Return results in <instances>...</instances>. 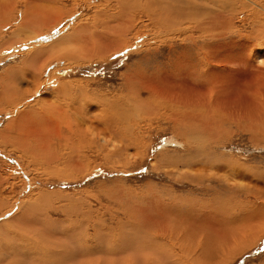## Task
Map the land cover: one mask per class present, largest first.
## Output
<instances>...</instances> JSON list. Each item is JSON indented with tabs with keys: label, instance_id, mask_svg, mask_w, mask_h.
Here are the masks:
<instances>
[{
	"label": "bare ground",
	"instance_id": "bare-ground-1",
	"mask_svg": "<svg viewBox=\"0 0 264 264\" xmlns=\"http://www.w3.org/2000/svg\"><path fill=\"white\" fill-rule=\"evenodd\" d=\"M38 1H43L45 4L41 3L40 6L31 5L26 7L21 16V29L18 28V32H15L14 35H22V32L34 33L37 31L40 32H37L35 35H41L42 28L49 29L54 24L59 23L64 17H70L73 12L76 13L74 9L65 12L66 14H64L63 11L59 13L60 11L57 7L60 6H56L59 0ZM244 1L245 0L235 5L238 2L237 0H103L104 9L102 8L103 10H101L100 8V13L98 12V15L95 16V20L96 18L101 19H99V23L95 30L89 31V25L80 24V18V20L74 24L75 28L73 27L74 29L72 28L73 30L71 29L72 31L66 34L67 36L51 44H44L41 47L42 49L38 47V50H34L33 54L31 53L27 59L21 62L19 66L20 69L24 70L27 69L26 67L29 65H35V63L40 61L43 57L46 61L42 64L48 63V61L53 60L57 56L69 55L68 53L72 47L84 54L86 51L87 55L92 58L94 55L105 58L108 54L110 56L127 47L131 48L137 44H141L142 42L140 43V41L143 39L139 40L142 37L139 33L148 25L152 26L153 32L159 30V32H162L164 35H175L173 37L164 36L163 39L164 44L165 42L168 43L169 50H172L173 56L168 57V61L158 64L156 69L152 71L143 70L138 65L139 67H137V69L139 70L134 69L132 73L126 76L129 90L127 95L116 98L112 96L113 99L105 98L100 103L102 105L101 107L96 108V105H92L94 104L92 103L94 100H91L92 104H86L89 100L85 103L84 101L80 103L82 100H76L72 96L74 93L71 92L73 94L70 97L71 99L73 97L74 101V103L71 102V105L74 104L72 106H74L73 109L77 116L72 115L73 117H68L65 113V118H68L64 119V125L56 121L52 115H46V113L44 114L43 112L41 113L42 115H38L36 120H32L37 116H33V118L30 117V119V113L25 110L26 113L18 114L14 119L9 121L10 123L9 125L7 124L6 130L1 134L7 140V143L8 140L13 138L14 140H12L14 143H19L20 147H24L28 153L30 152L32 157L41 156L42 158H46V161L49 160L54 162L55 165L57 163H62L71 165L72 168L73 166H77L79 160L85 157H83L85 152L86 154H98L102 149L101 147H110L108 154L114 153L120 155V153H125L129 148L138 147L140 143L142 144L140 135L142 134L143 127L140 120L143 119V116L141 117L140 113L143 111V113L146 112L145 114H149V117L147 116L149 119L167 120L173 123L176 134L166 143L183 147V151L180 152V157L178 159L171 157L172 161H170V163L173 165L172 167H174V169L178 168V170L175 171L176 173L179 174L181 172L180 174H183L182 170L184 171L185 168H191L190 171H192L197 166L198 168L195 169L197 172L212 168L216 169L214 166L215 162L211 161L204 151V146L209 145L211 149H216L220 146V138L219 135L216 134V130L213 129L214 126L230 123L236 124V126L239 127L242 126V123H249V125L246 124L249 128L254 120H260V122L264 120V67H258L256 69V66H258L257 62L264 65V25L257 24L261 22L260 20H263V17H261L262 15H258L259 12L257 10H254L252 0V6L248 4L247 1ZM14 4L12 0H0V20H4L6 22L5 25L12 20V13L15 10ZM255 4L260 6L258 3ZM245 5L247 7H245ZM62 8H60V10ZM243 8H250V14H244L242 12V14L238 15V11ZM89 12L91 13L90 10ZM89 12L87 11V13ZM249 15L253 20L254 17H257L259 21H257V23H255L256 21L253 22V27H250L251 31L249 32L245 31L244 27L238 29L239 25L236 24L235 19L239 18V21L243 23V20L251 19ZM137 23L141 25L142 28L141 26L139 27ZM255 25L258 29H255L257 28ZM230 29L234 30V32L228 35ZM133 32L137 34L136 37L134 36V40H132L133 37H130L131 40L123 39V34L127 35ZM157 36L158 35H156V37ZM174 38L181 39L180 43L177 45L173 44ZM18 40L21 39L17 38V41ZM14 41L16 42V40ZM158 43L161 44V42ZM72 51L73 50H71V53ZM30 68L31 67H29V69ZM13 69L15 68H12V70ZM37 76L39 77V75ZM4 78L0 76V86H2L4 92H6L10 88L4 87L5 84L3 83L6 82ZM30 78L28 80H30ZM18 80H16V83ZM10 82L12 83V81ZM66 83L67 82H65V84L62 83L63 86H61V88L59 87L61 89L59 90L62 93H68L69 96V92H66L67 88H69V84L67 83L68 85H66ZM74 86L78 87V85ZM16 88L17 86L15 89ZM35 89L36 92L32 90L33 94L34 92L38 94L39 88ZM81 89H84V87H81ZM13 91L14 89L12 92L10 91L12 96L14 94ZM143 93L147 94V100L141 96ZM29 95H32V92H30ZM109 95L111 96V94ZM19 97H21V95ZM33 97L36 98L37 96L34 95ZM57 98H59V96H57ZM85 98L82 97L81 99ZM14 99H16L15 96ZM42 101L43 100H41V102ZM98 102H100V100ZM146 102L147 104H144ZM2 103L5 102L3 101ZM68 105L70 106V103H68ZM7 106H9V104ZM39 106H37L38 109ZM35 109L33 108V110ZM20 112L22 111L20 110ZM31 113H34V111H31ZM37 113L39 112L36 110V114ZM47 113H50V111ZM67 115L69 114L67 113ZM12 133L14 137L11 136ZM178 136L182 137L184 141L180 140ZM99 142L101 144H98ZM16 143L14 145H16ZM93 145L96 146L93 147ZM87 146H89V148ZM90 146H92V148ZM167 147L166 145L162 149H168ZM106 150L108 149L106 148ZM161 151L163 152V150ZM91 154L89 157H91ZM125 158L126 157H124V159ZM36 159L39 160L38 158ZM46 161L44 162L46 163ZM106 161H108V159ZM80 166L82 165L80 164ZM68 167L66 166L65 168L68 169ZM53 168L55 169V167ZM217 168L220 172L221 168L218 166ZM50 169L48 168V170ZM226 170H224V172ZM232 170L233 169L228 170L229 172L224 174L225 179L218 177L219 175L217 176L216 173L197 174V172V177L190 179L188 178L189 176H186L188 172H185L186 181L180 180L179 183L182 184V186L191 188L194 195L187 196L175 194L172 196L170 195V197L152 199L151 202L148 203V206L140 213L138 219L139 224L128 220L119 223L116 227L120 226L122 229L121 231L126 230L124 228L125 226H131V228L132 226H137L135 229H138L139 232L137 237L139 242L138 248L134 249L132 243L124 242L128 237L123 239L121 245L118 244L119 246L115 247L117 246L118 238L105 239L103 236V239H100L99 233L104 232L102 231L103 228L93 225L94 230L92 234L90 233L91 236L87 234L84 242L81 241L80 243H76L73 248L77 246V249L74 248L71 251H64V256L68 255V261L70 260L73 264H225L235 253L237 255L251 245H254L258 238L264 233V201L255 205L251 204V202L245 204L242 201L236 202V199L234 200L232 198H227L220 202L216 199L218 196L216 187L222 186L219 182H222L221 180L230 181L235 179V177H232L235 174ZM74 173H76V170ZM1 175L0 173V181ZM66 175L65 177H68ZM7 176L8 175H6V177ZM153 187L155 186H152V190L154 189ZM225 187L227 188V186ZM244 187H246V185ZM211 195H213V197L210 199L208 196ZM234 197L236 198V196ZM2 202H4L5 205L3 199ZM29 204L30 203H28V205ZM135 204L137 203L135 202ZM35 205L36 204H34V206ZM2 207H0V209H2ZM243 210H245L244 213L238 212H243ZM33 211L36 210L33 209ZM38 212H40V209ZM126 212L128 211L126 210ZM35 214L36 212L33 215ZM33 215L32 218H35L33 222H36V220H38L36 219L37 214L36 217ZM21 216L22 215L18 216V214H14L9 220L18 219L19 221H13V223L17 222L20 224V220L23 221V219H25H20ZM49 216L50 215H48V218ZM24 217H26V215ZM45 217L47 218V215ZM90 217H93V215ZM28 219L30 220V218ZM23 222L25 224V221ZM23 222L21 224H23ZM33 222L32 225L29 223V225H25V227L34 226ZM15 223L14 225L16 227ZM49 224H51V221H49ZM70 225L68 227H70ZM75 225L76 224H74V226ZM84 225L82 223V228ZM21 227L23 228L22 225ZM21 227L18 228L21 229ZM14 229L15 228L12 230ZM27 230L26 234H24V230L23 233L15 234L19 237L18 239H20V245H18V247L13 244H11L13 245V247H11L9 244L10 242H8L9 248L0 249V264H11L13 262H15L14 264H47L49 261L51 264H58V240H68L70 237L69 235H72L68 234V232L72 233V231H54L51 229L47 231L40 228L35 229V226L30 229L32 230L30 234L28 233L29 230ZM60 230H62V227ZM80 231L78 232L80 233ZM10 232L12 231L10 230ZM78 232H76V234H78ZM8 234L9 233H7V235ZM7 235H4V237ZM75 237L76 235L74 237L72 236V238ZM11 238L9 237V239ZM89 238H91V243L88 242ZM94 238H99L100 240L93 241ZM1 244L0 242V245ZM1 248H3V246ZM75 251H77L78 254H76ZM61 255L62 253L60 256ZM7 256H14V259L6 262ZM62 264L67 263L64 262Z\"/></svg>",
	"mask_w": 264,
	"mask_h": 264
},
{
	"label": "rangeland",
	"instance_id": "rangeland-1",
	"mask_svg": "<svg viewBox=\"0 0 264 264\" xmlns=\"http://www.w3.org/2000/svg\"><path fill=\"white\" fill-rule=\"evenodd\" d=\"M12 1H14L15 3L14 4L15 10L12 13L11 22L5 25L6 22L4 20H0V76H2L3 78L5 77L4 81L6 82L3 83L5 84L4 87L10 88L6 92H4V89L2 88V86H0V101L2 100L0 102V138H1L0 139V171H1L0 173L2 174L0 181V207L3 206L2 209H0V229H1L0 232H3L0 233L1 234L0 242L2 243L0 245V249L9 248V244L11 247H13V245L18 247V245H20V239H18L19 237H17L15 234L23 233V230H24V234H26L27 229L29 230L28 233L30 234L31 231L33 230L30 229L34 228V226L35 229L40 228L42 230H47V231L50 229L54 231L71 230L72 233L68 232V234H72V235H69L70 237L68 238V240L65 239H63L62 241L58 240V251H59L58 264H62L64 262H66L67 264H73L72 262H70V260L68 261L69 259L68 255L64 256V251H68V250L71 251L74 248L77 249V246L74 248L73 246H75L76 243H80L81 241L84 242V239L86 238L87 234L91 236L94 230L93 225H97L98 227L103 228L102 231L104 232L99 233L100 239H103L102 238L103 236L105 239L118 238L117 246H115L118 247L119 245H121V242H123V239H126L128 237L127 240L124 242L132 243V246L134 247V249H136L138 248L139 245L137 239L139 232L138 229H135L137 226L136 227L132 226V228L131 226L129 227L125 226L124 227L126 229V230L124 229L125 231H121L122 230L121 227L120 226L116 227V226L119 223H122L124 221L126 222L127 220L139 224L138 219L140 217V213L148 206V203L151 202L152 199H158L159 197H170V195L172 196L175 194H183L187 196L194 195L193 190L191 188L182 186V184L179 183L180 180L186 181L185 172H188L186 176L187 177L189 176L188 178L190 179L197 177L196 175L199 173L202 174L216 173L217 176L219 175L218 177L224 178V174H226V172H229L228 170L233 169L232 172H234L235 174L233 173L234 176L232 177H235V179L230 181L221 180L222 182H219V184H222V186L216 187L218 194L217 197L215 195L216 199L220 202L226 200L227 198H232L234 200L236 199V202L242 201L244 204L251 202V204H255V205L260 204L262 201H264V120H261V122L260 120H254V122L251 123V126L249 128L246 125V124L249 125V123H242L241 124L242 126L239 127H237L236 124H230V123L220 124V126H216V127L214 126L213 129L216 130L217 132L216 134H218L220 138V143H219L220 146H218L216 149L215 148L211 149L209 145L204 146L205 148L204 151L205 153H207L209 159L215 162L214 166L216 167L217 171L215 168H212L197 172V170H195L198 168L197 166L192 171H190L191 168H185L189 170H185V169L184 171L182 170L183 174H180L181 173L180 172L179 173L180 175L175 172L176 170H178V168L174 169L170 161H172L171 157L176 159L180 157V152L183 151L182 149L183 147H181L180 145H173L171 143L169 144L166 143L168 140H170V138L174 134H176V129H174L173 123L167 120H158L152 118L149 119L148 118L149 114L147 113L148 114L147 115L145 114L146 112L143 113V111L140 113L141 117L143 116L142 118L143 119L145 118L144 119L145 121L143 119L140 120V122L142 123L141 125L143 127L142 134L140 135V138L142 139L141 140L142 144L140 143L141 145L139 144L138 147L129 148V150H127L125 153L122 152L123 154L120 153V155L113 153L115 156L111 153H110L111 155L108 154L110 151V147L109 148L101 147L102 149L99 151L100 153L98 152V154H91V153L86 154L85 152L83 157L85 156L87 159L85 157L84 158L82 157L83 159L79 160L78 165L73 166L72 168L71 165H66L62 163H57L55 165L54 162L49 160L46 161V158L44 157L42 158L41 156L32 157L30 152L28 153V151H26L24 147L22 146H21L22 148L20 147L19 143L15 142L16 145H14L15 144L13 141L14 139L11 137H10L11 139L8 140L7 143V140L3 137L1 133L4 130H6V126H8L10 123L9 121L14 119L18 114L20 115L22 113L28 112L30 113L29 118L30 117L33 118V116L34 117L37 116L36 118L32 119V120H36L38 118V115H42L41 113L43 112L44 114L46 113V115H50V116L52 115L56 119V121H59L62 123V125H64L63 124L64 119L68 117L77 116V114L73 109L74 106H72L74 104L71 105V102L74 103L73 97L76 100L78 99H80V101L82 100V102L80 103H83V101L85 103L89 100L86 104L94 103L92 105L94 106L96 105L95 107L98 108L102 106L100 103L105 98L113 99L116 97H123L127 95L129 90L127 84L128 80L126 76L132 73L134 69L139 70L137 69V67L139 66L143 70L146 69L147 71H152L156 69L158 64L168 61V57H172L173 52L172 50L171 51L169 50V45L167 42H165L164 44L163 39L164 36H171V37L175 36V35H164L162 32H159V30L157 32L156 31L153 32L152 26L148 25L144 27V30L141 31L142 34L139 33L142 36L139 40L141 39L144 40V41L143 40L140 41V43L142 42L141 44L136 43L138 46L136 45L131 48L127 47L110 56L108 54L106 56L107 58L105 57L106 59L103 57H97V55H94V57L96 56L94 59V57L92 58L88 56L86 51L84 54L81 51H78L77 49L72 47L71 50L73 51L71 53L70 50V52L68 53L69 55H64L61 57L57 56L53 60L48 61V63L42 64L43 62L46 61L44 60L43 57L40 61L36 62L35 65L33 66L29 65L26 67L27 69L22 70L19 67L21 62L27 59L31 55V53L33 54L34 50H38V47L39 49H42L41 47L44 44L46 43L51 44L52 42L61 39L64 36H67L66 34H68L69 31H72L75 28L74 24H76V22L80 20V18H81L80 24L83 23V25H89L90 26L89 31L95 30L100 19V18L99 19L96 18L95 20V16L98 15V12L100 13V11L104 9L103 8L104 6H103V0H62V1L59 0L58 3L56 4V6H60L57 7L59 8L58 9L60 11L59 13L63 11L64 14H66L65 12H68L70 10L72 11L73 9L76 13L73 12L70 17H64L59 23H56L52 27H50L49 28L50 30L47 28H42L41 35L40 34L35 35L37 32L39 33L40 31L34 33L22 32V35H14L15 32H18V30L21 29V25H20L22 19L21 16L23 11H25L26 7H29L31 5L40 6V4L43 3V1H38V0L36 1L12 0ZM237 1L238 2L235 5H237L240 2H243V0H237ZM246 1L248 4H251V0L250 1L245 0L244 2ZM252 1H253L254 10L255 11L257 10L259 12L258 15L259 16L262 15L261 17H263V20H260L261 21L260 23L259 22L257 23V21H259L257 17H254L253 20V18H251L250 15L249 16L251 19L243 20L244 21L243 23L239 21V18L238 19L234 18L236 20V24L239 25L238 29L244 27V30L247 32L251 31L254 21H256L255 23L257 24L264 25V0H252ZM255 3H258L260 6H258ZM245 7L247 6L245 5ZM60 8L62 9L60 10ZM249 9L250 8L240 9L238 11V15L242 14V12L244 14H250L251 10ZM89 10L91 11V13L89 12ZM87 11L89 13H87ZM256 25L255 27H257ZM138 26L140 27L141 25ZM255 29H258V27ZM231 32H234V30L230 29L228 31L229 33L228 35H231L232 34ZM123 35H124L122 36L123 39L126 40H131L132 37H133L132 40H134V38L137 36L136 32H133L132 34H127V35L123 34ZM156 35L158 36L156 37ZM17 38L21 40L17 41ZM176 38H174L173 44L177 45L180 43L181 39H176ZM14 40H16V42ZM158 42H161V44ZM257 64L258 66H256V69L258 67L260 68L264 67V65L260 64L259 62H257ZM29 67H31L30 68L31 70L29 69ZM12 68L15 69L12 70ZM37 75H39V77ZM29 78L30 80H28ZM16 80H18L17 83ZM10 81H12V83ZM65 82H67L69 85L67 83L66 85H68L69 88H71V89L67 88L66 90V92H69V96L68 93L66 94L60 92L61 90L60 88L61 86H63L62 83L65 84ZM74 85H78V87L77 86L75 87ZM16 86L17 88L15 89ZM81 87L82 88L84 87V89H81ZM35 88L40 89V90L38 89V94L37 93L35 94L36 92ZM13 89H14L13 91L14 94L12 96L11 92ZM32 90L35 91L34 94ZM83 90L86 92H84ZM30 92H32V95H29ZM71 92H73L74 94ZM109 94H111V96ZM20 95L21 97H19ZM34 95L37 97L36 98L33 97ZM54 95L56 98L57 96H59V98L56 99ZM71 95L73 96L72 99L70 97ZM100 95H102L103 97ZM14 96L16 99H14ZM141 96L145 100L148 99V96L145 93H143ZM82 97L85 99H81ZM17 99L18 102L20 101L19 102L20 105L17 102ZM40 99L43 101L41 102ZM91 100L94 101L92 102ZM99 100L100 102H98ZM3 101L5 103H2ZM147 102L144 104H147ZM6 103L7 105L9 104V106H7ZM36 103L37 106L41 105L39 106L40 110L37 108ZM68 103H70V106L68 105ZM33 108L36 109L33 110ZM20 110L22 112H20ZM36 110L39 113L36 114ZM48 110L50 111V113H47L49 112ZM31 111H34V113H31ZM71 112H74L75 114ZM65 113L66 116H68L66 118H65ZM67 113L69 115H67ZM11 136L14 137L13 133L11 134ZM178 137L180 140H183L182 137L180 136ZM98 144L101 143L99 142ZM166 145L168 146L167 147L168 149H162ZM94 146L96 145H93V147ZM87 147L89 148V146ZM90 147L92 148V146ZM106 148L108 150H106ZM161 150H163V152ZM90 154L91 157H89ZM124 157L126 158L124 159ZM36 158H38L39 160H37ZM105 159L106 160L108 159V161H106ZM44 161H46V163ZM36 162H39L40 165L39 163ZM83 162L85 163L87 162V163L85 164ZM46 164L49 166H47ZM80 164L82 166H80ZM65 165L67 167L68 166L70 167L66 169ZM217 166L221 168L220 172ZM47 167L51 169L48 170ZM53 167H55L56 170L57 169L59 170L56 171ZM63 168L64 170H68V171H64ZM75 170L76 173H74ZM224 170L226 171L224 172ZM55 173L58 175H56ZM64 174L65 175L67 174L66 176L68 177H65ZM6 175L8 176L6 177ZM245 185L246 187L247 186L248 187L247 188L244 187ZM152 186H155L153 187L154 188L153 190H152ZM225 186L229 188L227 189ZM244 190L248 194H246ZM250 192L252 195L250 194ZM234 196H236V198ZM112 197H115L117 199ZM208 197L211 199L213 195ZM2 199L3 201H5V205L4 202H2ZM25 202L26 203L28 202L30 204L28 205V203L26 204ZM135 202L137 204H135ZM34 204L36 205L34 206ZM137 206L139 210L137 209ZM31 209H32V213H31ZM33 209H35L36 211H33ZM37 209L38 210L40 209V212H38ZM126 210L128 212H126ZM244 211L245 210H243V212L242 211H238V212L244 213ZM35 212L37 214V217L36 214L33 215ZM43 212L46 213L44 214ZM40 213L44 215L42 216ZM14 214H18V216L22 215L20 219L25 218L23 219V221H25V224L21 220L20 222L21 223L23 222V224L21 223L18 224L17 222L16 223L14 222L16 224L17 229L13 221H19V220L10 219L11 222L9 220V218L12 217ZM23 215L24 216L26 215L27 218L24 217ZM32 215L36 217V219H38L36 220V222L35 221L33 222V219L35 218H32ZM46 215L47 218L48 215H50L48 219L45 217ZM92 215L93 217H90ZM114 216H116L117 219ZM28 218H30V220ZM134 218L137 220H135ZM49 221H51V224H49ZM81 221L83 225L85 224L83 228ZM32 222L34 223L33 224L34 226L32 227L26 226L27 228L25 227V225H29V223L30 225H32ZM74 224L76 225L74 226ZM21 225L23 226V228L21 227ZM69 225L70 227H68ZM18 227L19 228L21 227V229L23 230L19 229ZM61 227L62 230H60ZM13 228L15 229L12 230ZM10 230L12 232H10ZM75 231L76 232L80 231V233L78 232V234H76ZM7 233H9L8 234L9 236L7 235ZM4 235L7 236L4 237ZM75 235L76 237L72 238V236L74 237ZM9 237L10 238L14 237V238L9 239ZM100 239L94 238L93 241ZM90 240L91 238H89L88 241L89 243H91ZM2 241L5 243H3ZM8 242L10 243L7 244ZM2 246L3 248H1ZM60 251L62 253L61 256H60L61 254ZM75 252L76 254H78L77 251ZM235 255L236 253L234 254V256L230 257L229 261L226 262L225 264H264V233L258 238V240L254 243V245H251L250 247L241 251L236 256ZM12 259H14V256L13 257L7 256L6 262ZM14 263L15 262L11 264ZM47 264H51V262L49 261Z\"/></svg>",
	"mask_w": 264,
	"mask_h": 264
}]
</instances>
